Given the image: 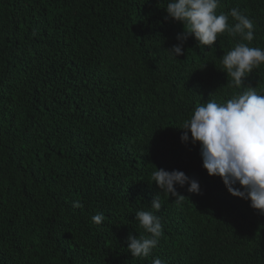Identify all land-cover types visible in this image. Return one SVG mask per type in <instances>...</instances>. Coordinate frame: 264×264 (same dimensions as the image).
<instances>
[{"label":"trees","instance_id":"16d2710c","mask_svg":"<svg viewBox=\"0 0 264 264\" xmlns=\"http://www.w3.org/2000/svg\"><path fill=\"white\" fill-rule=\"evenodd\" d=\"M168 2L0 0V264H264V215L208 175L180 128L201 104L264 90V64L237 87L221 63L237 42L264 48V0L216 10L252 19V42L189 37L178 57ZM156 168L196 178L200 194L176 185L177 203ZM156 195L163 235L133 257L129 233L150 235L135 213Z\"/></svg>","mask_w":264,"mask_h":264},{"label":"clouds","instance_id":"9594fccd","mask_svg":"<svg viewBox=\"0 0 264 264\" xmlns=\"http://www.w3.org/2000/svg\"><path fill=\"white\" fill-rule=\"evenodd\" d=\"M220 0H169L166 6L165 21L180 22L184 31L177 34L178 43L169 53L174 57L184 55V45L193 37L202 46H212L218 34L229 32L241 41L254 40V22L238 8L217 14ZM229 16L236 23L229 25ZM224 72L232 78V83L243 86L244 79L254 68L264 64V48L249 47L244 42H237L225 53L221 61ZM182 143L200 145L203 168L208 175L219 176L227 191L234 197L250 201V207L264 215V90L247 86L226 102L210 100L196 107L182 127ZM152 181L158 189L168 196L175 197L180 203L184 198L176 190V185L187 191L200 194L199 181L189 177L181 170L157 169L152 174ZM74 207H80L79 201ZM162 207L156 195L151 201L152 210H139L135 220L149 236L137 237L129 233L127 249L133 257H148L160 242L163 235L161 218L156 215ZM105 219L103 214L92 217L100 224ZM152 264H165L155 258Z\"/></svg>","mask_w":264,"mask_h":264}]
</instances>
